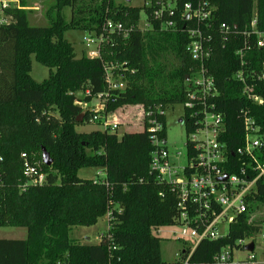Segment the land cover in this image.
I'll return each mask as SVG.
<instances>
[{
    "label": "trees",
    "instance_id": "obj_1",
    "mask_svg": "<svg viewBox=\"0 0 264 264\" xmlns=\"http://www.w3.org/2000/svg\"><path fill=\"white\" fill-rule=\"evenodd\" d=\"M2 1H16L19 8L5 9L0 17V228H22L26 235L0 239V264H165L161 239L152 230L174 224L177 197L171 185L159 183L150 173L154 147L152 134L144 127L155 119L163 127L157 136L165 138V116L160 112L188 102L200 106L188 97L191 77L200 63L186 51L187 30L194 24L182 18V8L189 5L194 10L203 4L213 8L211 54L203 67L217 94L207 98L206 104H213L222 115L221 142L233 153L243 146L242 112L258 126L264 141V81L251 78L261 72L264 46L253 47L255 37L248 36L255 20L256 31L264 39V0H171L175 15L162 19H154L153 12L165 0H147L149 6L142 8L115 5L113 0H54L47 27L28 24L24 0ZM65 9L70 11L69 20L63 17ZM141 13L149 25L143 29L138 26ZM107 21L120 23L127 37L106 33ZM164 21L174 26L164 28ZM221 24L230 28L226 40L219 32ZM71 30L104 36L99 58H88L85 53L77 57L64 38ZM245 43L251 46L249 50L243 49ZM239 51L243 52L241 60ZM169 52L177 67L166 72L159 59ZM31 57L49 70L40 83L29 75ZM110 63L125 64L120 70L127 85L106 102L105 112L141 103L144 130L120 137L116 132L92 131L77 139L76 128L92 125L93 114L78 104L89 103L104 91L103 67ZM238 72L254 86L261 104L241 95L242 84L234 77ZM190 113L184 109L185 116ZM184 128L186 134L193 131L195 121L185 119ZM42 148L52 160L49 167L42 164ZM21 154L39 164L45 174L42 185L20 190L25 182ZM228 161V175L248 164L230 154ZM259 161H264L263 156ZM82 169L98 170L102 178L80 179ZM247 204V213L229 225L227 236L202 241L192 262L208 263L223 247L260 233L262 222L251 217L264 208V177L257 181ZM106 215L107 230L98 243L79 244L69 238L72 228L94 226Z\"/></svg>",
    "mask_w": 264,
    "mask_h": 264
},
{
    "label": "built area",
    "instance_id": "obj_2",
    "mask_svg": "<svg viewBox=\"0 0 264 264\" xmlns=\"http://www.w3.org/2000/svg\"><path fill=\"white\" fill-rule=\"evenodd\" d=\"M170 1L165 0L160 3L159 9L153 12L154 19H162L164 15L172 18L175 15L173 3ZM145 6H149V4L146 2ZM11 7L19 8L16 1L0 0V17L3 10ZM212 10V7L206 8L203 4L194 10L189 5H184L181 11L182 18L194 24L193 28L187 30L189 43L186 51L193 61L200 63V69L191 77L189 87L192 88V93L188 95L189 99L194 102L198 101L200 106L196 107L191 102L184 104V109L190 110L191 113L185 116L183 109L181 117L183 127L185 119L195 121L194 130L186 134L184 164H181L182 158L179 159V153H176V159L171 160L165 138L157 136V133L163 129L160 123L151 119L144 127L152 134L151 140L154 147L150 154V173L159 183L171 185V190L177 197L178 215L174 224L169 227L177 226L179 228L175 241L179 242L180 246L172 261L165 264H197L192 262V257L199 244L204 240L215 241L227 236L229 225L235 221L236 217L247 213V198L255 193L257 181L264 177V161H259L260 157L264 158V141L258 126L247 113L242 112L243 146L231 153L221 142V135L224 131L222 115L215 112L213 104H206L207 98H213L217 94L212 79L203 67L211 54L208 44L212 39L210 34L212 31L210 22ZM144 20L145 27H148L145 16ZM162 25L164 28H172L174 23L164 21ZM103 29L106 33L127 37V31L120 23L107 21ZM229 31L230 28L224 24L219 26V32L223 34L224 40L227 39ZM252 35L255 37L253 47H263L264 39H261L262 35L256 31L255 20L250 23L248 36L252 37ZM104 40L102 35L86 34L83 49L85 55L91 59L99 58L100 45ZM249 47L251 46L245 43L243 49L249 50ZM237 55L241 60L243 52L239 51ZM123 65L125 64L104 65L105 88L102 93L91 99L95 102L94 109H92L93 107L88 108L91 101L89 103L81 101L78 104L82 110L93 112L89 122L97 126L99 131L113 133L117 130L116 123H108L105 107L107 101L113 100L114 93L124 92L126 89L127 83L120 70ZM234 77L241 82V95L245 99L256 105L262 103V98L254 94V86L245 82L242 72H238ZM254 77L256 81H264V62L260 74L252 75L251 78L254 79ZM162 113L164 115V111L160 112V114ZM144 129L142 128V130ZM229 154L247 160L248 164H243L236 173L228 175L226 172L231 169L230 161H228ZM21 159L22 175L25 182L21 185L20 190L24 191L28 187L42 185L45 182V174L39 164L29 161L25 154H21ZM1 186L0 175V188ZM253 215L251 219L254 218ZM107 216L109 217V215ZM225 224L227 232L225 235H220L221 227ZM257 238L264 242L262 227L256 236L239 240L232 246L223 247L205 264H264V248L261 261L257 260L255 255ZM249 244H253L251 252L245 250ZM238 253H245L246 256L238 257Z\"/></svg>",
    "mask_w": 264,
    "mask_h": 264
},
{
    "label": "rangeland",
    "instance_id": "obj_3",
    "mask_svg": "<svg viewBox=\"0 0 264 264\" xmlns=\"http://www.w3.org/2000/svg\"><path fill=\"white\" fill-rule=\"evenodd\" d=\"M115 5L130 6L135 8H142L147 0H131L126 3L125 0H113ZM24 9L28 12L27 20L28 24L32 27H47L50 24L51 8L54 6V0H24ZM63 17L65 20H69L70 11L65 9L63 11ZM139 28H145L144 15L140 14V20L138 22ZM65 40L70 43L76 53L77 57L83 55L84 40L86 33L82 31H67L64 33ZM159 63L162 67H165L166 72H171L177 67V61L173 54L165 53L161 55ZM49 70L45 67L37 64L33 57H31V69L30 77L34 82L40 83L47 78ZM126 80V79H125ZM127 81V80H126ZM79 99H83V95L79 92L76 93ZM94 101L88 104V108L94 109ZM184 106L181 104L169 107L164 111L165 116V142L170 154L171 160L176 159V153H179V159L182 158L181 164H184L185 158V142L187 140L186 133L184 131L182 123V114ZM108 123L117 124V136L120 137L123 133L138 132L143 128V115L144 108L141 103H131L119 106L115 110L108 111L106 113ZM92 131H99V128L94 125H83L76 128L78 133L77 139L81 138V135L88 134ZM91 150H86L89 153ZM94 152V151H92ZM173 154V157H172ZM183 166V165H182ZM78 178L80 179H95L102 178L101 172L95 169H82L78 172ZM254 219L262 222V229H264V208L259 207L254 215ZM220 235H225L227 232V225L221 227ZM107 230V220L104 217L98 219L96 224L91 227H74L69 233V238L79 244H96L99 241L100 236ZM179 228L162 227L156 230H152V235L161 239L160 242V255L162 262H171L176 250L179 248L180 243L175 241ZM26 232L22 228L4 227L0 228V239H24ZM264 248V242L261 239L256 240L255 255L257 260L263 259L262 253ZM238 257H245V253H238Z\"/></svg>",
    "mask_w": 264,
    "mask_h": 264
},
{
    "label": "water",
    "instance_id": "obj_4",
    "mask_svg": "<svg viewBox=\"0 0 264 264\" xmlns=\"http://www.w3.org/2000/svg\"><path fill=\"white\" fill-rule=\"evenodd\" d=\"M131 0H125L126 3H129ZM186 19V18H185ZM82 115L79 116V120L82 119ZM41 160L42 164L46 167H49L52 163V160L50 159L48 153L45 151V149H41ZM245 250L248 252H251L253 250V244H249L245 247Z\"/></svg>",
    "mask_w": 264,
    "mask_h": 264
},
{
    "label": "crops",
    "instance_id": "obj_5",
    "mask_svg": "<svg viewBox=\"0 0 264 264\" xmlns=\"http://www.w3.org/2000/svg\"><path fill=\"white\" fill-rule=\"evenodd\" d=\"M105 218H106V220H108V216L107 215L105 216Z\"/></svg>",
    "mask_w": 264,
    "mask_h": 264
}]
</instances>
